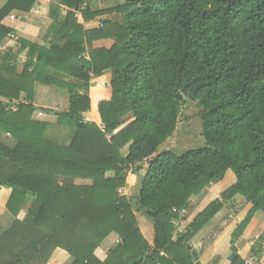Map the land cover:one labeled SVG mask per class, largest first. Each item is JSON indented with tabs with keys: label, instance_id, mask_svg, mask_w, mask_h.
<instances>
[{
	"label": "trees",
	"instance_id": "16d2710c",
	"mask_svg": "<svg viewBox=\"0 0 264 264\" xmlns=\"http://www.w3.org/2000/svg\"><path fill=\"white\" fill-rule=\"evenodd\" d=\"M114 1L105 11L95 0H51L48 9L8 0L0 9V45L9 39L0 54V190L10 191L13 218L0 234V264H194L189 242L228 202L250 206L232 240L264 213V0ZM14 11L47 15L44 43L20 38L15 48L3 25ZM108 12L117 17L98 20ZM36 85L67 91V110H44L70 130L67 144L33 119ZM21 97L16 111L2 101ZM188 102L199 106L205 147L159 153ZM89 112L94 123L84 121ZM129 171L144 172L132 200L121 193ZM228 171L232 186L175 237L172 210ZM137 214L152 223L151 244ZM110 235L119 240L101 262L95 252Z\"/></svg>",
	"mask_w": 264,
	"mask_h": 264
},
{
	"label": "rangeland",
	"instance_id": "374dc122",
	"mask_svg": "<svg viewBox=\"0 0 264 264\" xmlns=\"http://www.w3.org/2000/svg\"><path fill=\"white\" fill-rule=\"evenodd\" d=\"M95 1H97L95 3V6L98 9H101L104 11L110 10L114 7H117L114 0H105V1L95 0ZM127 10L128 9H125L126 12H128L130 9L128 11ZM31 15H34V14H31ZM115 15H116V13L108 12L105 15L98 18V20L101 21L103 19H109V18L114 20L117 17ZM36 16H38V15H36ZM40 17H47V15L46 16H40ZM37 32L38 31H35L34 33H35L36 38L38 37L39 40H42V38L46 35V34H41V33H37ZM12 38H14V37L12 36ZM36 41H38V40H36ZM24 56L25 55H22L21 59H24ZM47 88L48 89H46V91H48V92L42 93L44 100L42 98H40L41 100L40 101L38 100L37 104L39 106H47L48 110H51L54 112L65 110V107H67L66 95L63 92H59L57 90L55 91V89H53L51 87H47ZM42 96H40V97H42ZM199 110L200 109H199V106L197 105V103H191V102H188V104L186 106L181 108L179 119H178V124H177V130H176L175 134L173 135V137H171L169 140L164 142L159 147V151H158L159 153L164 152V151H170L175 156H181L182 154H184L187 151L200 150V149H203L205 147V142H204L203 138L201 137L202 126H201V122L198 118ZM38 112L43 113V116L41 118H39L41 121L46 120V116L53 117V114L52 115H50V114L46 115L43 109L39 110ZM145 167L146 166L144 165L143 168L145 169ZM143 173L144 172H141L140 174H138V176L136 175V178H135V177L130 175V174L133 175L134 173L132 171H129L127 179L130 178V179H133L134 181L137 179L136 181H139V176L143 175ZM234 182H235L234 174L231 171H228V172H226L224 179L217 186L209 187L208 189L204 190L199 196L192 198L190 201V205H189V213L190 214H189V218H188V223L191 222L195 217H197L206 208V206H208L212 201L219 198L218 197V196H220L219 193L227 190L230 186H232V184ZM73 183H74V181H73ZM75 184H77V185H88L89 182L75 181ZM214 188H216L217 190ZM134 196H135L134 190H132L131 194H129V197H131L129 199L130 200H132V198L134 199ZM240 203H241L240 199H237L233 203L228 202L225 205V207L221 210V212L218 213L215 217H213L210 220V222L206 226L207 228L204 229L202 234L195 236L194 239L193 238L191 239L189 244L193 243V245H194V247H192L191 249L198 251L199 253H202V251H204V249L207 246H209V244L213 240H215V238H217V236H219L221 234V232H223V230L226 227H228L233 222H235V219L233 217L231 218L232 211L236 207H238ZM2 205H3V203L0 202V217H2L1 215H4ZM27 209H28V207H26L24 209V211H22L20 213V215L18 216L19 223L20 222L22 223L23 219L25 218V213H26ZM137 215H138V217H137L138 221L140 223V226L138 225L140 232L143 235V237L145 238V240L149 244H151L152 240L150 238L151 235H149V234L152 230L150 228L148 229V225H152V223L148 218L144 217L143 215H141V214H137ZM188 223H187V225H188ZM240 223H238L234 229H236ZM3 225H4V223H3ZM4 226L6 227L7 224H5ZM149 230H151V231H149ZM147 231H149V232L147 233ZM177 231H178V229H175V234H174L175 237H176ZM118 240L119 239L117 236L110 235L104 241L103 246L96 250L95 256L97 257V259L100 260L101 262L105 261V259H107L109 251L111 249H113L114 246H116V243L118 242ZM198 242L201 244L200 246H198ZM224 249H225L223 251L224 255L215 256L210 261L209 264H213L214 262H216V264H222L223 261H221V260H223V259H224V264H230L229 262L225 261V259H227L228 254L230 253V249L227 248V241L224 242ZM231 251H232V249H231ZM249 264H250V262H249Z\"/></svg>",
	"mask_w": 264,
	"mask_h": 264
},
{
	"label": "crops",
	"instance_id": "0c3cea01",
	"mask_svg": "<svg viewBox=\"0 0 264 264\" xmlns=\"http://www.w3.org/2000/svg\"><path fill=\"white\" fill-rule=\"evenodd\" d=\"M7 1L8 0H0V9L3 7V5ZM39 1H40L41 5H43V7L48 9V6H49L51 0H39ZM61 13H62V15H65L64 9L62 10ZM51 23H52V21L47 17H40V16H36V15L18 12V11L12 12L3 21L4 26H6L8 28H12L15 31V34L12 36L14 37L13 39H15L14 41H15V48L16 49L20 46L18 44V39H20V38L28 40V41L33 42V43L42 44L43 41L39 40L38 37L36 38L34 32L38 31L37 33L46 34V31L48 30ZM36 40H38V41H36ZM8 42H9V39H6L3 42V44L0 45V54L5 49V46ZM22 55H25L24 59H21ZM26 55H27V51L25 50L24 52H22L18 56L19 69H22V66L26 60ZM47 87H49V86L36 85L35 97H34V103H33V106L36 108V111L33 115V119H35V120L40 121V119L37 117V113L39 110H41V109L47 110L48 109L47 106H39L37 104V101L41 100L40 98H42L44 100L42 93L48 92V91H46V89H48ZM51 88L55 89V91L57 90L59 92H63L66 95L67 107H65V110H67V108H68L67 91L62 90V89H58L55 87H51ZM40 96H42V97H40ZM2 101L5 105H7L8 109L12 110V111H16L18 104L26 103V101L23 97H21L19 100L7 101V100L2 99ZM65 110H63V111H65ZM56 112H61V111H56ZM46 115H48V114H46ZM83 118H85L84 119L85 122H89V123L95 122L94 118L90 112L83 114ZM44 121H47L50 124V130L48 133L49 136L58 140V142L60 144H63L64 142L67 144L69 142V138L71 135L70 130L66 129V128H56L54 126L55 121H56V118L54 116L53 117L46 116V120H44ZM130 175L136 178L135 174H133V175L130 174ZM136 180L134 181L133 179H130V178L127 179V185L121 192L122 195L126 196L128 199L131 198V197H129V194H131L132 190H134V194H135L134 199L137 197V195L139 193V186L140 185H139V181H136ZM218 184L212 185L211 187H215ZM214 189H216V188H214ZM221 193L222 192H220L219 195H221ZM9 195H10L9 190L3 189V188L0 190V202L3 203L2 207H3V212H4V215H1L2 217H0V234L4 231L8 230L13 224V218H11L9 216L8 212L5 209V204H6V201L9 197ZM193 198H195V197H193ZM191 199H190V201H191ZM241 206L242 205L239 204V206L236 207L232 211L231 218L233 217L235 219V222H233L231 225L226 227L223 230V232H221V234L219 236H217V238H215V240H213L209 244V246H207L204 249V251H202V253H199L198 251H196L199 253V262L201 264H209L210 261L215 256L224 255L223 251L225 250L224 249V242L225 241H227V248L230 249V253L227 256V259H225L226 262H229L231 264V262L229 261V256L232 253H235L237 255V257L241 261H243L245 264L249 263V262H250V264H264V213L256 212L253 215V217L251 218V220L248 223V225L246 226V228L244 229L243 233L239 237L235 238L234 240L231 239V234L235 230L234 229L235 226L244 219V217L246 216V214L248 213V211L250 209L249 205L244 206V207H241ZM236 211H238V213H236ZM235 213H236V215H235ZM3 223H4V225L7 224V226L5 227L3 225ZM138 225L140 226L139 221H138ZM149 228L152 230V231L149 230V231H151L149 235H151L150 238H151V240H153V226L148 225V229ZM205 228H207V227H205ZM204 229L199 234H197L196 236L201 235L202 232L204 231ZM149 231H147V233ZM200 245L201 244L198 242V246H200ZM189 247L190 248L194 247L193 243L189 244ZM231 249H234V252H232ZM253 250H256L257 252H259L258 255L262 254V256L259 257L258 255H255L253 253ZM221 261H223L222 264H224V259Z\"/></svg>",
	"mask_w": 264,
	"mask_h": 264
},
{
	"label": "built area",
	"instance_id": "2783aa9c",
	"mask_svg": "<svg viewBox=\"0 0 264 264\" xmlns=\"http://www.w3.org/2000/svg\"><path fill=\"white\" fill-rule=\"evenodd\" d=\"M42 116H43L42 112L37 113L38 118H41ZM172 213L176 216V221L174 222V225H176L177 229H184L188 223V218L190 214L189 207H184L181 209H173Z\"/></svg>",
	"mask_w": 264,
	"mask_h": 264
},
{
	"label": "water",
	"instance_id": "95a60500",
	"mask_svg": "<svg viewBox=\"0 0 264 264\" xmlns=\"http://www.w3.org/2000/svg\"><path fill=\"white\" fill-rule=\"evenodd\" d=\"M191 256H192V261L194 264H201L199 262V257H198V254L195 250H192L191 251ZM237 255L235 253H232L230 256H229V261L232 263L235 259H236Z\"/></svg>",
	"mask_w": 264,
	"mask_h": 264
}]
</instances>
